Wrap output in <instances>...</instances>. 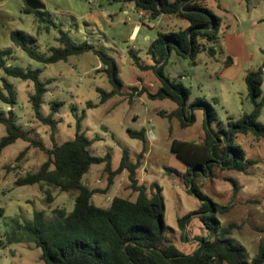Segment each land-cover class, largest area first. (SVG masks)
Segmentation results:
<instances>
[{"label":"rangeland","instance_id":"1","mask_svg":"<svg viewBox=\"0 0 264 264\" xmlns=\"http://www.w3.org/2000/svg\"><path fill=\"white\" fill-rule=\"evenodd\" d=\"M37 1L44 6V9L38 10L41 14L25 13V0H0V50L10 53L6 59L7 66L40 71L39 81L46 89L40 114L44 118L51 116L56 124L57 144L73 140L76 123L80 122L81 133L90 142V154L94 157L109 155L112 170L118 167L124 151H127L132 163L141 152L142 143L131 138L127 131L145 130L147 151L137 171L138 183L145 186L156 183L162 188L165 235L181 254H192L200 238L212 237L198 216L190 217L184 231L178 225L179 219L201 206L200 200L188 192L184 175L190 164H203L208 156L203 145L205 109L196 107L191 111V108L195 101L209 104L214 112L210 130L217 132L227 128L229 120L237 121L251 113L253 104L247 97L245 76L249 70L257 69H263L261 95L257 101L264 103V21L256 27L249 22L239 27L246 30L250 53L252 46L262 49L255 53L256 59L246 67L227 69L224 66L223 39L212 44L213 55L199 53L195 65L173 50L169 53L162 73L170 81L181 83L188 89L186 116L189 117L192 112L194 117L191 125L182 128L179 119L163 117L177 109L175 103L151 100L146 95L156 92L161 87V81L153 70L139 68L131 55L138 59L141 66L154 65L147 53L150 43L143 42L142 35L129 43L133 22H139L129 4L123 0ZM201 3L214 13L220 10L223 21L232 27H237L235 18L239 6L245 9L243 14L246 16L247 7L250 11L253 5L252 0H203ZM217 4L224 5L228 12L217 10ZM125 9L128 14L123 12ZM258 12L261 13V10ZM175 20H170L171 25L166 26L168 22L163 24L158 18L153 21L152 30L146 27L145 31L155 37L157 32H178L185 22L178 21L181 20L178 18ZM16 30L28 36V45L42 57H48L51 49L63 47L59 42L62 34L73 44L86 43L104 51L117 64L118 76L124 85L123 94L100 102L98 90L110 92L112 87L100 70L98 58L91 52L45 65L29 58L11 42L9 35ZM227 30L232 29H224V32ZM1 77L5 76L0 70ZM5 79L14 88L16 102L10 107L0 100V112L6 114L11 109L16 124L22 130L46 149L51 148L50 129L36 120L29 102L34 94L33 83L13 77ZM130 87L142 89L141 93L138 91L139 98ZM56 103L60 106L53 108ZM258 122L264 125V106ZM4 136V127L0 125V139ZM174 141L190 143L195 160H188L175 151ZM235 145L241 147L246 159L254 161L246 174L214 166L211 176L207 174L195 182L214 204L229 208L225 213L216 214V218L221 228L230 224L239 226L233 230L231 240L244 248L245 259L250 262L259 244L264 247V139H256L251 134L238 135ZM27 146L19 140L0 153V264H43L41 251L23 227L32 221L37 211L43 212L46 222L54 220L58 211L69 213L76 196V193H61L42 184L21 187L15 184L18 179L35 173L47 160L45 152L35 148L16 161L18 154ZM104 168V164L91 166L81 181L84 186L98 191L92 197L94 204L107 208L114 197L134 201L137 194L129 188L127 172L114 177L109 185ZM48 194L51 200H48Z\"/></svg>","mask_w":264,"mask_h":264},{"label":"trees","instance_id":"2","mask_svg":"<svg viewBox=\"0 0 264 264\" xmlns=\"http://www.w3.org/2000/svg\"><path fill=\"white\" fill-rule=\"evenodd\" d=\"M202 1L123 0L126 4H132L137 12H144L151 21L161 16H172L187 23V27L178 32H157L156 39L148 49L154 65L141 66L138 59L131 54L139 68L146 71L153 70L161 81V87L154 93H146L147 97L151 100H169L175 103L177 109L163 117L179 119L182 128L194 122L192 112L189 117L186 116L189 91L181 83L166 78L162 73V66L172 50L178 56L190 60L193 65L199 53L207 52L209 55L215 53L212 44L219 39L221 19L205 7ZM24 12L41 14V11L31 10L28 7ZM9 36L11 42L29 58L45 65L91 52L98 58L100 70L106 75L112 87L110 92L98 90L100 102L104 103L123 94L124 85L119 79L117 64L104 51L96 50L86 43L73 44L65 34H62L59 42L63 47L51 49L48 57H42L28 45V36L24 32L12 31ZM8 56L10 53L7 50H0V70L5 77L33 83L34 94L29 102L36 120L50 129L52 144L51 148L46 149L41 142L32 139L16 124L11 109L6 114L0 112V125L5 130V136L0 139V153L20 140L28 146L18 154L16 161L23 158L30 149L35 148L47 155V160L35 173L18 179L15 184L18 187L42 184L61 193H76L69 213L58 211L54 220L46 222L43 212L37 211L32 221L23 227L24 232L41 251L40 259L43 264H264L262 244H259L257 253L250 262L246 261L244 248L233 244L231 240L233 230L238 229L239 226L230 224L226 228H221L216 218V214L225 213L229 208L214 204L201 192L195 182L199 177L207 174L211 176L214 166L246 174L249 167L254 164V161L245 158L241 147L235 145V138L238 135L251 134L256 139H264V125L258 122L264 103L257 101L263 83L262 69L249 70L245 76L247 97L253 104L251 113L237 121L229 120L227 128L217 132L210 130L214 112L209 104L195 101L191 108V111L196 107L205 109L203 145L208 156L203 164L195 162L190 164V169L184 175L183 181L188 192L200 200L201 206L188 216L179 219L178 225L180 230L184 231L190 217L198 216L203 225L210 230L212 238H200L196 250L190 255H183L165 235L162 188L156 183L149 186L138 183L137 171L147 151L148 141L145 130L127 131L131 138L138 139L142 143V149L134 163L130 162L127 151H124L115 170L111 169L109 155L94 157L90 154L88 150L90 142L81 133L80 122L76 123L73 140L57 144L56 124L51 116L44 118L40 114L42 99L46 92L44 84L39 81L40 71H25L7 66ZM231 63L232 59L228 57L224 66L229 67ZM5 77L0 78V100L13 107L16 95L13 86ZM130 88L136 96L142 91V89ZM59 106L60 103H56L53 108ZM173 144L175 151L188 160H195L194 154L191 153L193 146L190 143L174 141ZM99 164L105 165L109 185L114 177L126 171L129 188L137 194L136 199L130 201L114 197L107 208L95 205L92 197L98 191L84 186L81 181L91 166ZM48 200H51L49 194Z\"/></svg>","mask_w":264,"mask_h":264},{"label":"crops","instance_id":"3","mask_svg":"<svg viewBox=\"0 0 264 264\" xmlns=\"http://www.w3.org/2000/svg\"><path fill=\"white\" fill-rule=\"evenodd\" d=\"M242 1H245V0H242ZM252 4H253L252 8L249 11V9L247 7L248 4L246 3V7H247L246 16L243 14V11L245 9H243L239 6V8L236 10L237 11L236 12L237 17L235 19L237 22V27L236 26L232 27L230 25H227L226 22H224L223 19L221 18V15L219 13V11H220L219 9H222V11L225 13L228 12L227 8H225L224 5L223 6L222 5L220 6L219 4L216 5V9L219 10L218 13H214L210 8H208L215 16H217L221 19V27L219 30V39H223V43L225 46V52L222 54V57L224 58V60H226L228 57H230L232 59V63L229 67H227V69L232 68L234 66L235 67L236 66L246 67L248 65H251L252 60L256 59L255 53L258 50L259 51L262 50L260 47H253L252 46V51L250 53L246 30H242L241 28H239L240 26L242 27V25L244 23H247V22H249L251 26L256 27L257 24L264 21V0H252ZM129 5L136 12V14L138 16V21H139V15H138L139 12H137L134 9L132 4H129ZM222 7H224V8H222ZM258 10H261V13H259ZM123 12L125 14H128L129 11L127 9H125ZM95 15L98 16L99 13H95ZM103 16H104V18L106 17L105 14H103ZM173 19L175 20L177 18L176 17H161V22L163 24H166L168 22L169 24L167 23L166 26H170L171 25L170 20H173ZM178 21H184V20H178ZM186 27H187V23L185 22V24H183L181 26V29H184ZM145 28L152 30L153 27L145 26V25L141 24L140 21L139 22H133V27H132V30H131L130 35H129V43L135 42L137 40V38L142 35V39L144 40L143 42L150 43L149 44V47H150V45L156 39V37L152 36L150 33L146 32ZM224 29H232V30L231 31L227 30L224 32ZM162 32H165V31H162ZM166 32H174V30H172V31L168 30ZM149 47H148V49H149ZM147 53H148V51H147ZM138 98H139V96H138ZM152 134L153 133H151V135ZM153 137L155 138V135H153Z\"/></svg>","mask_w":264,"mask_h":264},{"label":"built area","instance_id":"4","mask_svg":"<svg viewBox=\"0 0 264 264\" xmlns=\"http://www.w3.org/2000/svg\"><path fill=\"white\" fill-rule=\"evenodd\" d=\"M138 15H139V21L141 24H143L145 26H149V27H154L153 21H151L149 19V17L144 12H139ZM161 17H163V16H161ZM161 17H159V20H161ZM169 17H172V16H169Z\"/></svg>","mask_w":264,"mask_h":264},{"label":"water","instance_id":"5","mask_svg":"<svg viewBox=\"0 0 264 264\" xmlns=\"http://www.w3.org/2000/svg\"><path fill=\"white\" fill-rule=\"evenodd\" d=\"M25 3L31 10L44 9V6L37 0H25Z\"/></svg>","mask_w":264,"mask_h":264}]
</instances>
